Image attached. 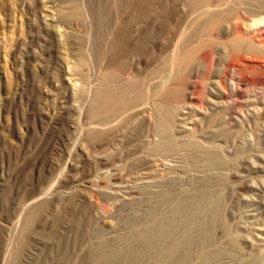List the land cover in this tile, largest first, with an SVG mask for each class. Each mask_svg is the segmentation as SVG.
I'll use <instances>...</instances> for the list:
<instances>
[{"label": "rangeland", "instance_id": "obj_1", "mask_svg": "<svg viewBox=\"0 0 264 264\" xmlns=\"http://www.w3.org/2000/svg\"><path fill=\"white\" fill-rule=\"evenodd\" d=\"M263 17L0 0V264H264Z\"/></svg>", "mask_w": 264, "mask_h": 264}, {"label": "bare ground", "instance_id": "obj_2", "mask_svg": "<svg viewBox=\"0 0 264 264\" xmlns=\"http://www.w3.org/2000/svg\"><path fill=\"white\" fill-rule=\"evenodd\" d=\"M259 21H261L262 22V24L259 22ZM259 22V23H258ZM253 24H256V25H261L262 27L264 26V17L263 18H260V19H258L257 21L255 20L254 22H253ZM259 27V26H258ZM258 27H257V29H258ZM253 28H255V27H253ZM262 32V31H261ZM260 34V33H259ZM262 37V36H261ZM160 132L162 131V132H164V131H166L167 130V125H165V124H162L160 127ZM159 132V131H158ZM161 132V133H162ZM192 143V142H191ZM189 145V144H188ZM193 145V144H192ZM190 146V145H189ZM193 146H195V145H193Z\"/></svg>", "mask_w": 264, "mask_h": 264}]
</instances>
